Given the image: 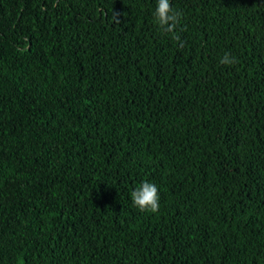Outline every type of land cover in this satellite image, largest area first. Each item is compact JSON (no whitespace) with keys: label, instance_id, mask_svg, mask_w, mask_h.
<instances>
[{"label":"trees","instance_id":"trees-1","mask_svg":"<svg viewBox=\"0 0 264 264\" xmlns=\"http://www.w3.org/2000/svg\"><path fill=\"white\" fill-rule=\"evenodd\" d=\"M170 2L0 0V264H264V0Z\"/></svg>","mask_w":264,"mask_h":264},{"label":"clouds","instance_id":"clouds-1","mask_svg":"<svg viewBox=\"0 0 264 264\" xmlns=\"http://www.w3.org/2000/svg\"><path fill=\"white\" fill-rule=\"evenodd\" d=\"M152 16L158 29L163 34L183 46V41L178 34L182 14L172 7L170 0H156ZM238 62V59L228 52H225L219 59V64L224 66H235ZM130 199L132 204L141 212L155 214L159 211L160 196L154 183L142 181L139 186L131 191Z\"/></svg>","mask_w":264,"mask_h":264}]
</instances>
